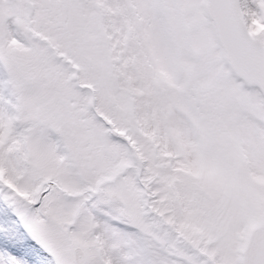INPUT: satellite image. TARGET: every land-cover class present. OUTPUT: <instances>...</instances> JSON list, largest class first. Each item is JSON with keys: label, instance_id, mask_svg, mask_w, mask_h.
<instances>
[{"label": "snow or ice", "instance_id": "6c2138e0", "mask_svg": "<svg viewBox=\"0 0 264 264\" xmlns=\"http://www.w3.org/2000/svg\"><path fill=\"white\" fill-rule=\"evenodd\" d=\"M0 264H264V0H0Z\"/></svg>", "mask_w": 264, "mask_h": 264}]
</instances>
